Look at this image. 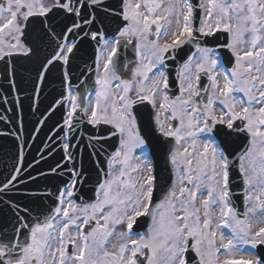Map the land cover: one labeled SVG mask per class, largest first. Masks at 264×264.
Segmentation results:
<instances>
[{
  "label": "snow or ice",
  "instance_id": "obj_1",
  "mask_svg": "<svg viewBox=\"0 0 264 264\" xmlns=\"http://www.w3.org/2000/svg\"><path fill=\"white\" fill-rule=\"evenodd\" d=\"M0 123V264H264V0H0Z\"/></svg>",
  "mask_w": 264,
  "mask_h": 264
},
{
  "label": "water",
  "instance_id": "obj_2",
  "mask_svg": "<svg viewBox=\"0 0 264 264\" xmlns=\"http://www.w3.org/2000/svg\"><path fill=\"white\" fill-rule=\"evenodd\" d=\"M157 163H158V166H159L161 173L163 174V161H162V159L158 160Z\"/></svg>",
  "mask_w": 264,
  "mask_h": 264
}]
</instances>
